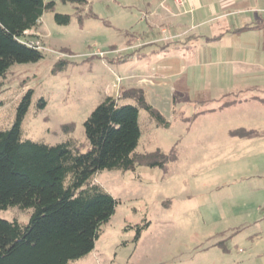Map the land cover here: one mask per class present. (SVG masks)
Listing matches in <instances>:
<instances>
[{
  "label": "rangeland",
  "instance_id": "374dc122",
  "mask_svg": "<svg viewBox=\"0 0 264 264\" xmlns=\"http://www.w3.org/2000/svg\"><path fill=\"white\" fill-rule=\"evenodd\" d=\"M44 1H54V10L43 13L36 30L25 32L41 42L43 58L9 67L0 88V130L13 124L20 99L31 91L22 137L49 145L72 141L85 146L84 152V121L107 95L106 85L135 67L112 61L127 53L124 41L137 36L144 43L163 34L147 27L150 0H87L81 22L72 4ZM55 13L69 14L70 21L56 23ZM59 57L69 64L52 74ZM166 61L171 75L146 91L148 103L169 125H158L139 108L135 152L174 150L177 159L165 168L136 165L97 173L95 181L117 204L93 250L71 264H264V105L221 108L238 98L221 92L214 68L160 62ZM68 124L72 130H63ZM238 129L254 134L231 135ZM30 213L10 206L0 210V218L25 224Z\"/></svg>",
  "mask_w": 264,
  "mask_h": 264
},
{
  "label": "trees",
  "instance_id": "16d2710c",
  "mask_svg": "<svg viewBox=\"0 0 264 264\" xmlns=\"http://www.w3.org/2000/svg\"><path fill=\"white\" fill-rule=\"evenodd\" d=\"M59 1L72 4L82 21L87 0ZM54 8V1L0 0V88L11 65L43 58L40 49L27 44L25 32L36 30L43 13ZM54 19L67 24L70 15L55 13ZM60 51L70 54L64 48ZM68 64L67 58L59 57L50 71L56 74ZM30 97L31 91L24 93L13 124L0 130V210L31 209L25 224L0 218V264H71L93 250L101 226L117 204L95 181L97 173L133 170L136 165L165 168L177 159L174 150L167 155L159 150L135 152L140 135L138 109H145L158 125L169 123L146 101L141 88L121 89L115 96H105L84 121L87 150L83 152L85 146L72 141L49 145L22 137L21 122ZM126 99L134 104L120 103ZM236 102H224L221 108ZM38 105L43 107L45 101ZM72 128L62 126L66 131ZM253 134L231 131L239 137Z\"/></svg>",
  "mask_w": 264,
  "mask_h": 264
},
{
  "label": "crops",
  "instance_id": "0c3cea01",
  "mask_svg": "<svg viewBox=\"0 0 264 264\" xmlns=\"http://www.w3.org/2000/svg\"><path fill=\"white\" fill-rule=\"evenodd\" d=\"M168 1H148L147 27L156 26L163 35L144 43H137V36L124 41L127 53L113 61L131 62L135 67L119 74L118 82L107 84L106 96L137 87L148 102L146 90L164 84L171 75L170 62L160 61L178 59L189 61L192 69L199 64L214 68L216 84L221 92L238 98L236 105H264V0H185L183 9L173 0L171 7ZM144 44L149 48L142 49ZM129 79L134 83L121 85V80Z\"/></svg>",
  "mask_w": 264,
  "mask_h": 264
},
{
  "label": "built area",
  "instance_id": "2783aa9c",
  "mask_svg": "<svg viewBox=\"0 0 264 264\" xmlns=\"http://www.w3.org/2000/svg\"><path fill=\"white\" fill-rule=\"evenodd\" d=\"M175 6L178 8V9H183L184 8V5H185V0H173ZM41 42L39 40H30L27 44H29L30 46H34L36 47L37 49H42L43 46L40 44ZM103 53L101 52L100 55H102ZM117 80L119 81L120 79L117 78Z\"/></svg>",
  "mask_w": 264,
  "mask_h": 264
}]
</instances>
